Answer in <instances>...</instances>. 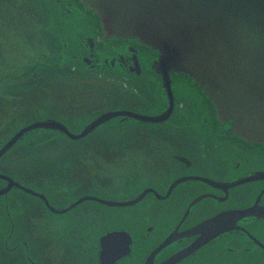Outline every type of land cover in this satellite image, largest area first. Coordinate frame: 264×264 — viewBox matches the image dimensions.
<instances>
[{"label": "flooded vegetation", "instance_id": "obj_1", "mask_svg": "<svg viewBox=\"0 0 264 264\" xmlns=\"http://www.w3.org/2000/svg\"><path fill=\"white\" fill-rule=\"evenodd\" d=\"M51 1L48 9H54L56 19L47 28L55 34L56 27L61 29L58 37L68 38L63 44L69 57L80 63L84 74L100 79L93 85L106 89L113 84L106 79L123 80L122 94L150 96L149 101H133L131 108L120 109L156 115L167 108L161 76L153 67L155 50L136 38L104 36L98 18L77 0ZM170 74V85L175 78L184 83L188 77ZM199 100L174 99L172 112L161 122L131 119L130 126L145 127L151 140L133 146L143 132L132 130L130 144L114 146L112 151L116 155L122 150L127 157L118 155L113 164L100 166L83 159L78 166L48 173V180L41 178L34 185L13 177L46 201L14 186L21 191L16 198L22 206L8 215L0 200V264H162L201 235L192 232L196 226L217 216L223 217L225 230L173 264H264V145L232 134L231 120H220L211 101ZM161 102L162 107L150 112ZM161 128L177 133L179 139L169 135L171 145H152V132ZM249 176L256 177L231 184ZM0 183L3 186L6 180ZM142 191L145 194L137 202L126 206L93 199L70 206L84 196L129 200ZM247 209L256 212L236 215ZM113 231L125 232L126 241L119 236L106 240ZM172 232L175 238L159 247Z\"/></svg>", "mask_w": 264, "mask_h": 264}, {"label": "water", "instance_id": "obj_2", "mask_svg": "<svg viewBox=\"0 0 264 264\" xmlns=\"http://www.w3.org/2000/svg\"><path fill=\"white\" fill-rule=\"evenodd\" d=\"M78 1L98 17L104 36L136 38L140 44L157 51L153 67L161 76L167 108L156 115L128 109H107L78 132H72L56 119L35 120L20 127L2 145L0 155L33 129L51 128L77 140L116 116L142 122H161L170 115L174 104L169 73H183L192 78L211 99L218 118L224 122L231 120L229 131L232 134L264 145V0ZM255 177H244L231 184ZM0 179L7 181L0 194L14 185L46 201L43 194L20 185L10 176L0 173ZM180 180L182 178L173 182L169 190ZM143 193L145 191L133 199L122 201L84 196L70 206L86 199L105 205L126 206L137 202ZM248 212L256 210H240L236 215ZM222 218H209L196 226L192 232L199 231L201 235L162 264L175 263L219 231L225 230ZM175 236L174 232L169 234L159 247Z\"/></svg>", "mask_w": 264, "mask_h": 264}, {"label": "rangeland", "instance_id": "obj_3", "mask_svg": "<svg viewBox=\"0 0 264 264\" xmlns=\"http://www.w3.org/2000/svg\"><path fill=\"white\" fill-rule=\"evenodd\" d=\"M49 5H52L51 0H0V41L3 43L5 53L9 55L6 60V65L4 63L0 64V80L3 79L4 83H6L5 90L20 86L17 89L20 90L19 93L21 94L18 99H15L18 94V92L14 93L16 88L13 92L10 91L11 95L8 96L3 95L2 91L0 93V96H3V98H6L9 101L1 103V109H3V111L0 113V145H2L3 140H1V138H3V136L7 135L6 137L9 139V136L14 134L24 123L31 119H36V117L39 116L37 112L42 111V109L47 108L44 112H50L54 115L63 116L66 114L67 116V114H73L72 109L69 106L70 103L76 101L71 100L73 97L78 98L80 101L76 102L83 105L82 109L77 107V104L74 106L76 111L80 110L76 114H79V118L82 117L86 120L91 113L96 112L97 110L101 111L108 108H110L109 110L131 108L133 101H142V103L149 101L150 96L146 99L145 97H142V95L138 96V94L132 98L130 95L122 94L121 101H99V98H101V96L103 97L101 92L98 94L93 91H88V89L84 87L100 80L99 78L94 77L95 75L86 73L81 74L78 73L77 70L67 69V67L64 68V70H56L53 72H51V69H46L50 65L57 66L55 65L57 63H54L47 57L50 51L55 48L57 40L55 38L49 39V29L48 31L45 29L47 25L40 23L39 27V23H37L35 19H41V11H49L48 8L44 9L45 6L49 7ZM34 8L37 9V11H35ZM41 25L43 26L41 27ZM28 61H32L31 63L34 62V65L30 64ZM69 66L70 68H73V66ZM26 67H29V71L25 74L24 70ZM44 69L49 70L48 73H44ZM41 70L44 71L41 72ZM21 73H24V75L22 74V76L17 78ZM15 78L17 79L11 82V80ZM175 79L178 80V78ZM106 80L109 83H113L109 84V86L112 87H123L126 84L123 80ZM73 81L77 83H73ZM129 81L132 82L131 80ZM175 85H178V88L180 89L175 88L176 94L183 95L184 87L179 84L178 81ZM112 87L110 88L113 89ZM48 89H51L52 91L47 92ZM117 93L118 91L116 94ZM138 97L140 99H137ZM163 105L162 102L158 103V105L150 112H155ZM86 109H89V111L85 114ZM131 122L132 120L129 118L123 120V122H119L118 118H114L107 124L108 126L106 125V127L92 133L88 140H77L79 142L75 141L66 143L62 138H53L49 135H35L32 139L27 137L26 139L21 140V143L17 145L18 147H21L20 149L23 148L24 152H22V150L18 151V149L15 148L11 153H8L2 161H0L1 171H3L4 175L12 178H15V173L17 174L19 171H22L23 175H26L28 172L33 174L34 166L32 165V161H39L40 158L48 154L44 152L35 153V157L32 158L29 154L30 151L25 148L29 145H42L45 148L54 149V147L62 148L63 146H69L67 144H73L77 151L79 149L83 150L80 152L81 156L77 157V160H80L81 163H84L83 159H85L88 163H100V166L102 163L113 164L118 160V155L122 154L123 159L127 157L122 150H120V154L116 155L112 151L115 150L114 146H118L117 142H121L123 145L130 144L129 141L131 142V140L128 136L132 130H138V134L143 132L140 134L137 142L134 144L132 143L133 146H145L147 144L145 142L148 139L146 138V136H148L146 134L147 129L145 127L135 129L130 126ZM109 124L111 126H109ZM74 126L75 125H72L71 127ZM112 126L114 128H112ZM72 129L77 131L79 126ZM156 130L155 133L152 132L151 134L154 137L152 138V145L164 148L165 145L172 144L170 142L172 139H169L170 136H173L174 140L179 139L177 138V133H168L167 130L163 128ZM148 140L151 139L149 138ZM35 142H42V144L35 145ZM93 146H95V149L92 150ZM97 147H99V150ZM32 152L35 151L33 150ZM88 152L89 154L86 155ZM102 155L112 156L110 158H103ZM11 166H13V168ZM89 167L93 169L91 165ZM48 168L50 167L48 166ZM51 169L56 172L53 167ZM24 171H26V174ZM52 173L53 171L49 174ZM98 177H101V174L98 175ZM41 178L47 179V177Z\"/></svg>", "mask_w": 264, "mask_h": 264}, {"label": "bare ground", "instance_id": "obj_4", "mask_svg": "<svg viewBox=\"0 0 264 264\" xmlns=\"http://www.w3.org/2000/svg\"><path fill=\"white\" fill-rule=\"evenodd\" d=\"M35 9V8H34ZM33 9V10H34ZM49 10V9H48ZM35 11H37V9H35ZM50 11H53L52 13L50 12ZM45 12V13H44ZM41 19L40 18H37V19H35V21L37 22V23H39V27H40V23H43V25L44 24H46L47 26H49V28H50V25H49V23L50 22H52V21H54V19H56V14L54 13V9H52V7H50V10L49 11H41ZM55 22V21H54ZM43 25H41V27L43 26ZM47 26H46V30L48 31V28H47ZM55 31L58 33V34H60V32H61V29L59 28V27H56L55 28ZM49 39H53V38H58L59 39V41L61 40L58 36H57V34H56V37L55 36H53L52 34H50L49 33ZM57 38H56V40H57ZM50 43H51V41H50ZM59 47V43H58V41H57V43H56V45H55V48L53 49V50H51L50 51V53L47 55V57H48V59L49 60H52L53 62H55L56 61V63H57V61H59V59L60 58H56V56L58 55V51L60 50V48H58ZM58 50V51H57ZM157 52V51H156ZM158 56V55H157ZM7 57H9V55H7L6 53H5V50H4V47H3V43L0 41V64H5L6 65V63H7ZM3 59V60H2ZM61 61L63 62V59L61 58ZM56 65V64H55ZM71 66H73L74 68H70V66L67 68V69H78V66L77 65H74V64H72ZM64 68H65V65H64V63L63 64H61V65H57V66H53V65H50L49 67H47L46 69H51V72H53V71H60V70H64ZM45 70V69H44ZM44 70H41V72L42 71H44ZM49 70H45L44 72H48ZM181 74H183V73H181ZM184 75H186V74H184ZM18 78V77H17ZM17 78H15V79H13V80H11V82L12 81H15ZM10 82V81H9ZM3 85V86H2ZM17 85V84H16ZM22 85V84H21ZM23 86V85H22ZM5 87H6V83H4V81H3V79L2 80H0V93H1V91H2V93H3V95H5V96H8V95H11V92H13L14 90H15V88H9L8 90H5ZM20 86H18L17 88H19ZM16 88V90L14 91V93H16V92H18V94L16 95L17 96V98H15V99H18L19 97H20V90L19 89H17ZM11 91V92H10ZM119 97H121V95H117V98H119ZM4 101H8L6 98H3V96H0V104L2 103V102H4ZM9 102V101H8ZM47 110V108L46 109H42V111H36L37 113H38V117H36V118H42V119H44L43 117H45L46 119H55L54 117H51V116H49L50 118H48V117H46V116H48L49 114H50V112H44V111H46ZM2 111H3V109H1L0 108V113H2ZM54 115V114H53ZM56 115V114H55ZM57 116V115H56ZM57 117H61V115H58ZM57 120H60V119H58V118H56ZM40 120V119H39ZM70 122H72L73 120H69ZM109 123V121L108 122H106L105 123V126L107 125ZM72 125H74V124H72ZM103 126H104V124H102ZM79 126V128H82V126L81 125H76L75 124V126L74 127H78ZM96 131H98L97 129H94L90 134H88L87 133V135L86 136H84V137H82L79 141H81V140H83V139H89L90 137H91V135H92V133H95ZM35 135H49V136H51V137H53V138H62L64 141H66V139L64 138V137H62L59 133H57V131L55 130V129H51V128H47V129H45V128H40V129H33V130H31V131H29L28 133H27V136H25V137H22V138H20L19 140H17L15 143H14V145L13 146H11L10 148H8L6 151H4V153H2L1 155H0V161H2V159L8 154V153H11L15 148H17L18 146V144L19 143H21V140H23V139H26L27 137H29V138H33V136H35ZM1 140H3L2 141V145L8 140L7 139V137H3V138H1ZM77 141V140H76ZM79 141H77V142H79ZM69 143V142H75V140H70V139H67V141H66V143ZM39 144H42V142H39V143H36L35 142V145H39ZM120 144H122L121 142H117V145H120ZM2 145H0V148L2 147ZM67 145H69V146H63L62 148H55L54 147V149H51V148H45L44 146H42V145H39V146H32V145H29V146H26L25 148H26V150H28V151H30V155H31V157L32 158H34L35 157V153H40V152H44V153H47L48 155H46V156H43L42 158H40L39 159V161H32V165L34 166V170H33V172L35 173H30V172H28L27 174H26V171H24L25 172V174L26 175H23L22 174V171H19V172H17V174L15 173V175H16V177H19V178H21V179H19V178H17V179H19V180H21L22 182H25V183H28V184H31V185H34V184H39L40 182H41V177H46V175L48 174V173H50L51 171H54L53 169H51L52 167L55 169V170H57V169H60V168H62V167H74V166H78V164H80L79 162H80V160H77V157H79V156H81V153L80 152H82L83 150H78L77 151V149L73 146V144H67ZM95 146H93L92 147V150L93 149H95L94 148ZM68 149H70V150H68ZM97 149L99 150V147H97ZM22 150V152H24V150H23V148L21 149ZM21 150H18V151H21ZM35 151V152H32V151ZM89 154V152L86 154V155H88ZM41 156V155H40ZM15 163H17V162H15ZM48 166L50 167V168H48ZM12 168H13V166H11ZM12 178V177H11ZM13 179V178H12ZM4 180V179H3ZM15 181V180H14ZM17 182V181H16ZM18 183V182H17ZM20 184V183H19ZM7 185V181H6V184L5 185H3L2 186V184L0 183V189H2L3 187H5ZM20 185H22V184H20ZM22 186H24V185H22ZM14 185L13 186H11L10 187V189L6 192H4V193H2V194H0V200H3V202H5V207L3 208V209H1L2 210V212L3 213H5L6 211L7 212H9V214L8 215H10V214H13V213H15L16 212V209H19L21 206H22V202H20V200L18 201L17 200V198L16 197H19L20 196V193H21V191H18V190H14ZM24 187H26V186H24ZM17 188V187H16ZM27 188H29V187H27ZM19 189H21V188H19ZM30 189H32V188H30ZM32 190H34V189H32ZM23 191V190H22ZM35 191V190H34ZM23 192H25V191H23ZM37 192V191H36ZM26 193V192H25ZM39 193V192H38ZM30 194V193H29ZM31 195H35V194H31ZM35 196H37V195H35ZM44 196V195H43ZM10 199H12V200H14V203L12 204V202L10 201L9 202V200ZM17 208H16V207ZM27 208L30 210L31 209V205L29 204V203H27ZM107 235V234H106ZM127 234L125 233V232H123V231H113V232H110L109 234H108V236L106 237H104L106 240H108V239H112V238H115V237H117V236H119V237H122V239L124 240L125 239V241H126V236ZM104 239V240H105Z\"/></svg>", "mask_w": 264, "mask_h": 264}, {"label": "trees", "instance_id": "obj_5", "mask_svg": "<svg viewBox=\"0 0 264 264\" xmlns=\"http://www.w3.org/2000/svg\"><path fill=\"white\" fill-rule=\"evenodd\" d=\"M65 28H66V26H65ZM50 33V32H49ZM57 33V32H56ZM61 33H63V32H60V34ZM50 34H52L53 36H55L56 37V34L55 33H50ZM59 34L57 33V36H58ZM57 38V37H56ZM55 38V39H56ZM68 40V38H66V40H60L59 41V39L57 38V41H58V43H59V48H60V50L57 52L58 53V55L56 56V58H60L59 59V61H57V64L56 65H61V64H63L64 63V65H65V68L67 67H69V65H72V64H74V65H80V63L79 62H76V60H74V58L73 59H71L70 57H69V55H68V50L64 47V44L63 43H68L69 41H67ZM73 42V41H72ZM61 58L63 59V62L61 61ZM30 64H32V65H34V62L33 63H31L32 61H28ZM27 63V62H26ZM54 63H56V61L54 62ZM26 65V64H25ZM54 66V65H53ZM74 68V67H73ZM81 68H79V66H78V69L76 68L75 69V71L77 70V72L78 73H81V74H84V72L82 71V70H80ZM23 71V70H22ZM25 71V72H24ZM23 72L26 74L28 71H29V67L27 68L26 67V69L24 70ZM24 73H23V75H24ZM44 73H48V72H44ZM76 73V72H75ZM77 73V74H78ZM79 75V74H78ZM73 83H77V82H74L73 81ZM84 87H86V89H88V91H93V92H96V93H102L103 94V97L101 96V98H99V101H121L122 100V93H121V89H119L120 88V86H118V87H114L113 89H110V88H100L98 85H93V84H88V85H86V86H84ZM112 87V86H111ZM50 91H52L51 89H48L47 90V92H50ZM118 91V93L116 94V92ZM202 93V92H201ZM117 95H121V97H119V98H117ZM204 95V94H203ZM177 96V100H182V99H185V98H188V99H192V98H197V96H198V91L197 90H193L192 88H188V92H187V95H176ZM205 96V95H204ZM71 100L72 101H80L78 98H76V97H73V98H71ZM70 100V101H71ZM72 102V103H70V107H71V109H72V113L73 114H67V116H66V114H64L63 116L61 115V117H57L56 115H53V114H49L48 116H52V117H55V118H58V119H60V120H62L63 122H65L69 127L70 126H72V124H76V125H83L84 123H86L87 122V120H89V119H91V117L93 116V114L95 113L96 114V112H93V113H91V115L87 118V120L86 119H84V118H82V117H80L79 118V114H76L77 112H79L80 110H75V105L77 106V107H79L80 109H82V107H83V105H81L79 102ZM66 107V106H65ZM74 107V108H73ZM86 107V106H85ZM87 111H89V109H86L85 110V114H86V112ZM98 111V110H97ZM88 113V112H87ZM84 114V115H85ZM68 118V119H67ZM35 119V118H34ZM36 119H38V118H36ZM73 120L72 122H70V121H67V120ZM31 120H33V119H31ZM31 120H29V121H31ZM27 123V122H26ZM63 137V136H62ZM65 138V137H64ZM66 139V138H65ZM67 141V140H66Z\"/></svg>", "mask_w": 264, "mask_h": 264}]
</instances>
